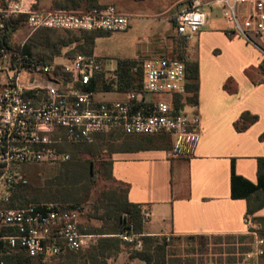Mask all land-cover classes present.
Listing matches in <instances>:
<instances>
[{
  "label": "built area",
  "instance_id": "2783aa9c",
  "mask_svg": "<svg viewBox=\"0 0 264 264\" xmlns=\"http://www.w3.org/2000/svg\"><path fill=\"white\" fill-rule=\"evenodd\" d=\"M175 19L176 33L187 41L207 25L206 8H221L233 33L264 50V0H183ZM28 16L31 32H124L131 16L113 7L90 10L49 9L39 0H5L0 5V30L16 16ZM144 66L140 90L124 92L122 100L97 99L94 84L117 92V69L107 71L102 59L77 55L65 62L35 57L23 48L0 47V264L22 250L32 258L79 252L93 237L82 229L81 212L57 203L10 207L16 189L28 183L26 164L68 163L66 149L90 144L99 135L118 131L126 136L169 137L174 155H194L201 139V117L187 101L186 65L176 57L157 56L136 61ZM23 75L28 82L23 83ZM155 95H169L157 99ZM184 100L177 107L176 98ZM143 222L150 211L141 208ZM245 223L250 226L247 218ZM255 255L264 258V238L256 231ZM134 250L143 249V235L126 230L117 235Z\"/></svg>",
  "mask_w": 264,
  "mask_h": 264
},
{
  "label": "crops",
  "instance_id": "0c3cea01",
  "mask_svg": "<svg viewBox=\"0 0 264 264\" xmlns=\"http://www.w3.org/2000/svg\"><path fill=\"white\" fill-rule=\"evenodd\" d=\"M99 5L132 18L114 49L99 47L113 33L95 41L92 55L107 71L116 70L119 61L174 56L173 21L183 0H99ZM141 21L156 24L146 41L130 39ZM229 23L223 10L208 14L207 25L185 48L186 58L199 66L201 139L194 155H174L170 138L169 148L158 141L166 136L143 139L115 131L92 144H109L111 179L126 190L129 203L150 211L143 236H240L249 232L245 220L251 211L264 216V50L234 34ZM96 92L98 100L125 98L121 92L116 99L106 96L114 91Z\"/></svg>",
  "mask_w": 264,
  "mask_h": 264
},
{
  "label": "rangeland",
  "instance_id": "374dc122",
  "mask_svg": "<svg viewBox=\"0 0 264 264\" xmlns=\"http://www.w3.org/2000/svg\"><path fill=\"white\" fill-rule=\"evenodd\" d=\"M52 4V0H42L40 3L41 7L45 8H49ZM220 10L222 9L215 7L213 9L206 8L205 11L212 17ZM224 18L228 21L225 16ZM139 24L140 26L134 31L130 39L139 38L143 40L147 30L156 23L141 21ZM229 25L233 28L231 23ZM84 34V32L63 31H37L33 33L26 26H22L15 33L14 39L23 43L35 54L43 55L49 60L56 59L59 62H65L66 58L89 55L85 53L86 48L81 41ZM123 36L122 32H115L112 37L104 38L99 43V47L106 50L114 49L117 40L122 39ZM176 38L175 36L174 41ZM45 39H50L47 48L41 43ZM22 82H28V75H23ZM104 83L105 76H99L96 82L98 91L104 90ZM112 93L106 95L107 98L116 99L120 97L117 92ZM155 98L164 99L165 95H155ZM137 138L150 139L147 137ZM158 141L168 148L170 147L165 139ZM109 149L108 143H102L99 147L100 151L96 153L94 158L90 157L89 154L78 153L76 158L68 163L24 165L22 173L27 178L28 183L16 189L14 193L16 196L15 206L21 207L29 203H57L69 206L81 212V224L85 232L93 233L95 230L105 229V224L108 222L106 217L113 210L116 199L122 197L124 189L111 179L109 168L104 165ZM66 150L74 155L77 148L68 147ZM91 161H93L92 165L90 164ZM77 163L79 164L76 165ZM257 200L261 199L257 197ZM248 219L251 225L249 232L245 235L214 236L194 241L182 238L181 241L174 242L171 239L173 237H158L155 248L160 250L165 247L167 250L166 260L170 264H264V258L257 259L254 254L255 236L251 234L252 231H256L259 237L264 238V216L253 214ZM91 235L93 237L84 249L54 258L51 264H145L139 258L134 257L135 252H140L143 249L134 250L123 244L118 237L120 240L119 252L109 249L106 251L105 257L100 256L98 252L101 250V242L107 235ZM165 238L167 239L165 240ZM169 244H173V246ZM154 255L156 257L157 253Z\"/></svg>",
  "mask_w": 264,
  "mask_h": 264
},
{
  "label": "trees",
  "instance_id": "16d2710c",
  "mask_svg": "<svg viewBox=\"0 0 264 264\" xmlns=\"http://www.w3.org/2000/svg\"><path fill=\"white\" fill-rule=\"evenodd\" d=\"M41 2V0H39ZM5 0H0V5H3ZM54 8L57 9H73V10H90L93 8H103L99 5V0H55L54 2ZM28 16L22 15V16H16L10 18L6 22V27L4 30H0V47H5L8 49H24L26 52L32 54L35 57H41L43 55H38L33 53L30 49L27 48V46H24L23 43H20L14 39L15 33L19 31V29L22 26H26L28 30L31 29L28 26L27 23ZM174 28L176 27L175 20L173 21ZM49 32V31H62V30H54V29H42L39 30V32ZM63 32H84L85 34L81 37L82 45L84 48H86V54L92 55L93 49L95 45V41L97 38L105 37L112 32H106V31H63ZM177 47L175 48V54L174 57L180 59L183 61L186 65V75H187V89L189 92V96H187L185 99L187 101L195 102L197 104L198 102V79H199V66L196 61H190L186 58L184 55L185 48L187 46L188 41L185 37L177 36L175 39ZM50 42V39H45L43 42V46L47 48L48 43ZM41 44V45H42ZM48 50V49H46ZM262 69L264 70V62L262 64ZM117 73H118V89L117 92H127L130 90H140L142 87L143 77H144V66L136 61H119L118 67H117ZM94 89H98V86H96V82L94 84ZM104 90L106 91H112L110 88L104 86ZM184 99L182 97L176 98L177 101V107L181 105V102ZM167 141V143L170 145V139L169 137H163ZM94 143V142H93ZM82 144L81 146L77 147V150L74 152L75 154H72V159L76 158V155L78 153L81 154H89L90 157H95L96 153L99 152V146H93L92 144ZM77 163L76 165H78ZM90 164H93V161L90 162ZM105 166H108L109 163L105 160L104 162ZM74 171V170H73ZM109 175L110 174V168H109ZM264 187V183H263ZM255 192H258V188H255ZM123 195L122 197H118L115 201L113 210L108 214V217H106V220L108 221L105 224V229L95 230L93 233L88 234H97V235H107L104 240L101 242V250L98 252L100 256L105 257L107 250H114L116 252H119V245L120 240L117 238V235L123 233L126 230H132L134 233L142 234L143 232V220L141 216V209L140 207L133 205L129 203L127 199L126 190L123 189L122 191ZM16 196L13 195V198L9 204L10 207L15 206ZM254 212L251 211L250 214L252 215ZM103 219V218H102ZM182 238H186L187 240H204L207 238V236H187V237H174L171 238L174 241H181ZM167 238H165L166 240ZM158 242V237L153 236H144L143 237V250L140 252H135L136 258H139L145 264H170L167 262V250L164 248L157 249L155 248V244ZM173 246V244H169ZM162 252L161 254H159ZM70 253H76V252H70ZM69 253V254H70ZM154 253H157L156 257ZM64 255V254H63ZM52 256V257H38V258H32L27 255L26 252L22 250L16 251L10 258L9 262L10 264H51L54 258H58L60 256ZM70 257V256H69Z\"/></svg>",
  "mask_w": 264,
  "mask_h": 264
}]
</instances>
